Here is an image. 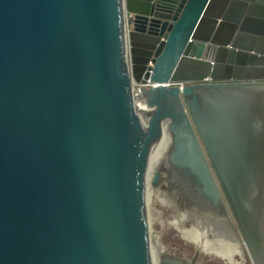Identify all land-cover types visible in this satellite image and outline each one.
I'll use <instances>...</instances> for the list:
<instances>
[{
  "label": "water",
  "instance_id": "1",
  "mask_svg": "<svg viewBox=\"0 0 264 264\" xmlns=\"http://www.w3.org/2000/svg\"><path fill=\"white\" fill-rule=\"evenodd\" d=\"M165 138L150 188L264 264V0H0V264H154Z\"/></svg>",
  "mask_w": 264,
  "mask_h": 264
},
{
  "label": "rangeland",
  "instance_id": "2",
  "mask_svg": "<svg viewBox=\"0 0 264 264\" xmlns=\"http://www.w3.org/2000/svg\"><path fill=\"white\" fill-rule=\"evenodd\" d=\"M177 201L175 193L168 192L165 185L153 190L148 213L155 249L161 245L187 259L197 253L195 264H252L245 247L225 240L232 238L230 231L220 233L202 223L195 224L193 214Z\"/></svg>",
  "mask_w": 264,
  "mask_h": 264
},
{
  "label": "bare ground",
  "instance_id": "3",
  "mask_svg": "<svg viewBox=\"0 0 264 264\" xmlns=\"http://www.w3.org/2000/svg\"><path fill=\"white\" fill-rule=\"evenodd\" d=\"M167 145V139L165 138L158 146V148L155 150L154 152V155L152 157V164L150 166V169L148 171V176L147 179H146V190H147V193H146V198H147V204H148V210H149V202H150V197L153 193V190L150 188V180H151V177H153V173L155 172L156 168H157V165H158V161L162 155V153L164 152V149ZM149 220H150V217H149ZM152 237V236H151ZM215 239V238H214ZM216 241V240H215ZM151 244H152V254H153V261H154V264H160V256L159 258H157V254L159 255L160 253H164L165 252V249L163 246L161 245H158L156 247V249L154 248V242H152L151 240ZM231 244H234V243H231ZM236 245V244H235Z\"/></svg>",
  "mask_w": 264,
  "mask_h": 264
},
{
  "label": "flooded vegetation",
  "instance_id": "4",
  "mask_svg": "<svg viewBox=\"0 0 264 264\" xmlns=\"http://www.w3.org/2000/svg\"><path fill=\"white\" fill-rule=\"evenodd\" d=\"M168 189V188H167ZM175 196H176V199L177 200H179L180 202H181V198L180 197H178L177 198V196H178V193L176 192L175 193ZM179 201H177V202H179ZM181 205H184V204H181ZM186 206V205H185ZM187 207V210H189V212H191L192 214H193V218H194V222H195V224H200V223H202L203 225V227L205 226V224H206V220L207 219H205V217L206 216H204V214H203V211H201L200 209H198V208H196V207H198V205L196 206L195 204H192V205H187L186 206ZM193 210V211H190V210ZM199 226V225H198ZM201 226V225H200ZM197 229V228H196ZM220 229H222V228H220ZM201 231V230H200ZM203 231V230H202ZM220 233H222V231H219ZM190 234H191V232H189ZM216 234V233H215ZM215 237V236H214ZM230 238V237H229ZM218 251V250H217ZM228 252L230 253L231 251H227L226 253L228 254ZM163 253V252H162ZM162 253H160L159 255H161Z\"/></svg>",
  "mask_w": 264,
  "mask_h": 264
},
{
  "label": "built area",
  "instance_id": "5",
  "mask_svg": "<svg viewBox=\"0 0 264 264\" xmlns=\"http://www.w3.org/2000/svg\"><path fill=\"white\" fill-rule=\"evenodd\" d=\"M145 86L150 87L152 84L148 82Z\"/></svg>",
  "mask_w": 264,
  "mask_h": 264
}]
</instances>
